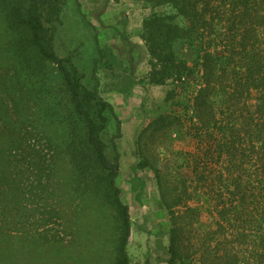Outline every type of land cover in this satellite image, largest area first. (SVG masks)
Returning <instances> with one entry per match:
<instances>
[{"label":"trees","instance_id":"1","mask_svg":"<svg viewBox=\"0 0 264 264\" xmlns=\"http://www.w3.org/2000/svg\"><path fill=\"white\" fill-rule=\"evenodd\" d=\"M142 1L150 7L142 20L150 70L139 83L171 84L166 101L195 118L193 181L202 190L208 182L196 198L214 204L220 235L232 233V264H264V0ZM67 5L0 0V264H133L118 182L121 120L98 77L119 61L96 44L100 58L88 77L72 52L57 53L54 31ZM114 84L124 100L136 85L127 74ZM11 90L24 97L14 100ZM172 111L150 121L139 141L149 129L183 136L182 115ZM35 132L50 162L28 141ZM149 165L142 154L133 170ZM130 185L141 193L144 182L135 175ZM101 197L117 219L109 263L99 210L88 204ZM178 230L170 229L169 264L180 257Z\"/></svg>","mask_w":264,"mask_h":264},{"label":"rangeland","instance_id":"2","mask_svg":"<svg viewBox=\"0 0 264 264\" xmlns=\"http://www.w3.org/2000/svg\"><path fill=\"white\" fill-rule=\"evenodd\" d=\"M79 2L81 12L76 0H68L67 10L62 12L54 31L55 48L61 56L72 52L74 63L88 77L92 75L95 59L100 58L96 44L102 48H112L119 61L113 69L101 66L98 77L101 96L114 106L121 120V135L116 139L120 153L118 182L121 197L129 206L131 217L127 245L131 262L169 264L170 229L175 227L179 229L180 247V257L175 260V264H232V233L228 236L220 235L215 224L218 216L214 204L210 206L196 198L203 194L208 182H205L202 190L193 181L191 165L194 160L191 154L196 153L200 146L195 136V118L192 117L191 122L189 116L183 115L172 100L166 101L171 84L139 83L150 70V57L142 38V20L150 11L149 5L142 0ZM91 24L97 28V35H94L95 30ZM119 74L129 75L136 84L127 100L118 91L123 85L114 84ZM120 81L127 80L122 78ZM11 91L13 98L24 97L19 92ZM172 110L182 115L183 123L177 127L183 136L178 137L172 133L173 141L167 132H156L154 135L149 129L139 141L142 130L146 129L150 121L160 113L173 115ZM28 136H31L28 141L35 145V150L44 160L50 162L51 158L54 159L45 138L42 139L38 132ZM142 154L150 165L134 171L137 159ZM207 170H210L208 175L213 177L212 169ZM27 174L31 175L28 171ZM135 175L144 182L141 193L131 189L130 178ZM99 201L102 203L88 204L99 210L96 219L102 226L101 235L105 238L109 263L115 254L116 212L103 197ZM56 226L60 231V225ZM228 231L232 232L231 229ZM63 236L69 238L68 233Z\"/></svg>","mask_w":264,"mask_h":264}]
</instances>
